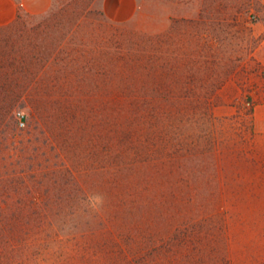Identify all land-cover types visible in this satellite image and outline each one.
Here are the masks:
<instances>
[{
    "label": "rangeland",
    "instance_id": "obj_1",
    "mask_svg": "<svg viewBox=\"0 0 264 264\" xmlns=\"http://www.w3.org/2000/svg\"><path fill=\"white\" fill-rule=\"evenodd\" d=\"M101 1L0 24V264H264V0Z\"/></svg>",
    "mask_w": 264,
    "mask_h": 264
},
{
    "label": "crops",
    "instance_id": "obj_2",
    "mask_svg": "<svg viewBox=\"0 0 264 264\" xmlns=\"http://www.w3.org/2000/svg\"><path fill=\"white\" fill-rule=\"evenodd\" d=\"M52 0H0V24L13 22L20 14L42 15ZM141 0H102L104 14L113 21H127L138 11Z\"/></svg>",
    "mask_w": 264,
    "mask_h": 264
}]
</instances>
